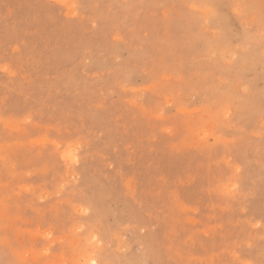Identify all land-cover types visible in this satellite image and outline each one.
<instances>
[{
  "label": "rangeland",
  "instance_id": "rangeland-1",
  "mask_svg": "<svg viewBox=\"0 0 264 264\" xmlns=\"http://www.w3.org/2000/svg\"><path fill=\"white\" fill-rule=\"evenodd\" d=\"M235 2L0 0V264H264V50L187 44Z\"/></svg>",
  "mask_w": 264,
  "mask_h": 264
},
{
  "label": "snow or ice",
  "instance_id": "snow-or-ice-1",
  "mask_svg": "<svg viewBox=\"0 0 264 264\" xmlns=\"http://www.w3.org/2000/svg\"><path fill=\"white\" fill-rule=\"evenodd\" d=\"M185 8L193 9L189 15L195 22L190 30V37L187 41L189 46L196 47L201 52V58L209 61V68L216 65L221 70L230 73L231 69H222L220 61L229 65H236L242 60L247 59V53L252 50L253 44L258 42L259 48L264 50V0L259 4L255 3H202L186 4ZM212 33V35H209ZM221 49H229V56L225 55ZM241 49L243 51H241ZM230 81L226 79L221 91H226ZM163 115V113H161ZM231 115L225 113V118ZM73 163H78L75 157L67 156ZM240 170L237 169V172ZM241 194L239 183H231L226 186L224 195L229 199H235ZM81 212L85 215L84 208ZM81 233L83 230H80ZM90 243L96 245L98 249H103V238L98 235H92ZM88 264H102L101 261L93 258ZM143 264H154L148 260Z\"/></svg>",
  "mask_w": 264,
  "mask_h": 264
},
{
  "label": "bare ground",
  "instance_id": "bare-ground-1",
  "mask_svg": "<svg viewBox=\"0 0 264 264\" xmlns=\"http://www.w3.org/2000/svg\"><path fill=\"white\" fill-rule=\"evenodd\" d=\"M76 3V2H75ZM73 10V9H72ZM75 13V12H74ZM71 14V13H70ZM67 15H69V14H67ZM65 16V15H64ZM96 65V64H95ZM102 66V65H101ZM103 67V66H102ZM264 94V93H263ZM26 120V119H25ZM27 121V120H26ZM73 147V146H72ZM74 150V149H73ZM65 153V152H64ZM71 154V153H70ZM64 155V154H63ZM65 157V156H64ZM66 157H67V155H66ZM88 237V236H87ZM122 238V237H121ZM127 239H128V237H127ZM129 248V247H128ZM123 256V255H122ZM50 257V256H49ZM91 259H88L87 261H86V263L88 264V262L90 261Z\"/></svg>",
  "mask_w": 264,
  "mask_h": 264
}]
</instances>
